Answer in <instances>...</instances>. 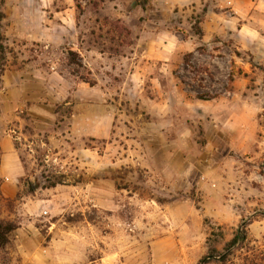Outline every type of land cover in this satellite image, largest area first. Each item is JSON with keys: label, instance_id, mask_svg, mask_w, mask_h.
<instances>
[{"label": "rangeland", "instance_id": "obj_1", "mask_svg": "<svg viewBox=\"0 0 264 264\" xmlns=\"http://www.w3.org/2000/svg\"><path fill=\"white\" fill-rule=\"evenodd\" d=\"M9 1L36 19L34 0ZM73 2L74 35L60 43L8 34L0 0V131L24 170L14 200L0 192V219L17 226L0 264H30L16 238L30 220L41 264H264L263 53L222 40L156 67L142 53L151 34L184 27L158 12L165 0ZM248 114L258 131L240 149L225 130Z\"/></svg>", "mask_w": 264, "mask_h": 264}, {"label": "crops", "instance_id": "obj_2", "mask_svg": "<svg viewBox=\"0 0 264 264\" xmlns=\"http://www.w3.org/2000/svg\"><path fill=\"white\" fill-rule=\"evenodd\" d=\"M66 3L68 6H62L63 3L61 5L60 0H34L31 5L29 1L28 9L36 16V19L32 21V18L25 19L16 14L13 16L11 12L15 9L10 7L13 4L6 0V7L10 8L6 18L10 23L8 34H16L23 39L41 42L58 39L61 43L62 40H70L69 37L74 35L71 30L75 28L76 23L75 5L73 0L71 3ZM162 3H159L157 7L160 9L158 12L166 14L167 22L176 23L179 26L182 23L184 27L176 29L173 26L154 30L155 34H151L147 45L144 49L142 48L143 55L151 61L153 66H172L173 60L180 59L185 54L195 53L196 55V47L199 44L204 43L208 47H213L222 44V40L230 41L238 51L251 54L255 61L260 58L261 53L264 55L259 46L260 41H264V0H165V4ZM15 8L17 13L19 7ZM177 9L180 11L177 12ZM197 15L201 17L198 35L185 26L187 23L191 25L193 17ZM24 21L23 25L40 24L39 33L22 31L18 25L19 22ZM230 59L232 61L233 56H230ZM16 77H18L17 74L8 73L4 76V83L10 86ZM241 119L247 118L241 116L236 120ZM250 119L252 116L248 114L247 121L241 120V123L235 121L225 130L233 137L232 141L240 149L250 144V140L255 142L258 130L250 127ZM242 125L246 127H240ZM0 148L2 152L0 178L7 181L1 186L0 192L4 200L11 201L18 194V180L24 175V170L16 153L15 143L10 140L8 133L5 135L3 131H0ZM28 213L27 215H35L37 210L32 207L28 209ZM38 234L39 229L32 225L31 220L28 225L18 229L16 238L26 263L41 264L43 262L42 256L46 249L41 244Z\"/></svg>", "mask_w": 264, "mask_h": 264}, {"label": "trees", "instance_id": "obj_3", "mask_svg": "<svg viewBox=\"0 0 264 264\" xmlns=\"http://www.w3.org/2000/svg\"><path fill=\"white\" fill-rule=\"evenodd\" d=\"M6 0H1L2 4H5ZM3 13L0 12V27H1V21L3 19ZM1 39V38H0ZM70 56L72 57V60L75 61L78 57V54L74 52H70ZM4 59V48L0 44V61H3ZM75 63V62H74ZM200 99H205L204 97H201ZM17 230V226L13 224L12 222H6L4 220L0 219V248H5L9 242H10V236ZM247 239L246 231L238 232L235 238L227 244V250L236 247L241 242L245 241ZM221 260L220 262L222 264L226 263V257L220 256Z\"/></svg>", "mask_w": 264, "mask_h": 264}]
</instances>
